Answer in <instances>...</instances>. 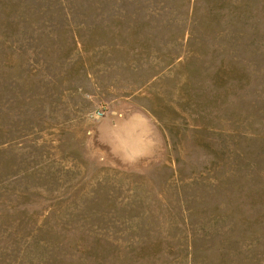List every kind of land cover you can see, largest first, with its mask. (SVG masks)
I'll return each mask as SVG.
<instances>
[{
    "label": "rangeland",
    "instance_id": "rangeland-1",
    "mask_svg": "<svg viewBox=\"0 0 264 264\" xmlns=\"http://www.w3.org/2000/svg\"><path fill=\"white\" fill-rule=\"evenodd\" d=\"M0 264H264V0H0Z\"/></svg>",
    "mask_w": 264,
    "mask_h": 264
}]
</instances>
